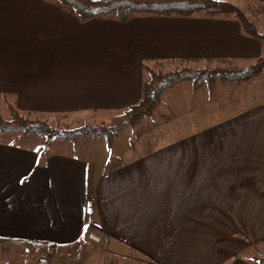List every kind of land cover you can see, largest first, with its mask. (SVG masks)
I'll return each mask as SVG.
<instances>
[{
	"label": "crops",
	"instance_id": "crops-1",
	"mask_svg": "<svg viewBox=\"0 0 264 264\" xmlns=\"http://www.w3.org/2000/svg\"><path fill=\"white\" fill-rule=\"evenodd\" d=\"M232 1L258 27L264 0ZM64 8L53 0H0V33L63 50L58 59H19L4 56L0 40V97L31 116L56 115L60 125L104 124L138 102L144 63L160 72L168 64L239 68L264 56V39L229 16L81 22ZM189 83L167 89L153 114L116 133L111 146L103 136L81 138L74 152L44 155L31 135L0 134V245L20 242L56 254L97 230L118 261L258 264L252 258L264 256V71L247 81L219 80L212 94ZM16 256L34 264L29 251Z\"/></svg>",
	"mask_w": 264,
	"mask_h": 264
},
{
	"label": "trees",
	"instance_id": "trees-1",
	"mask_svg": "<svg viewBox=\"0 0 264 264\" xmlns=\"http://www.w3.org/2000/svg\"><path fill=\"white\" fill-rule=\"evenodd\" d=\"M64 7L71 8L81 22L115 15L121 22H128L136 14L152 16L191 17L199 12L209 16H229L237 19L245 33L264 39L254 22L245 11L231 0H58ZM147 78L143 82L141 99L129 105L122 112L99 125H82L75 128L55 126L48 119L33 118L31 114L21 112L9 99L6 106L10 116L6 118L0 108V134L20 132L25 135L47 137L49 143L54 140L75 142L81 138L103 136L107 145L114 142L116 133L137 126L145 117L152 115L160 103L164 92L181 83L190 81L194 89L207 86L212 94L219 80L242 82L264 71V56L247 66L239 68L181 67L167 72H160L143 64ZM47 147L43 149L46 155ZM85 233V232H84ZM86 234V233H85ZM90 235V234H89ZM99 235V234H98ZM86 236V235H85ZM104 240V234L99 235ZM241 257L240 255H237ZM258 264L264 263V256L252 258Z\"/></svg>",
	"mask_w": 264,
	"mask_h": 264
},
{
	"label": "rangeland",
	"instance_id": "rangeland-1",
	"mask_svg": "<svg viewBox=\"0 0 264 264\" xmlns=\"http://www.w3.org/2000/svg\"><path fill=\"white\" fill-rule=\"evenodd\" d=\"M54 2H58L57 0H53ZM232 1V0H231ZM233 2V1H232ZM235 3V2H234ZM238 5V4H237ZM69 11H72L69 7H66ZM247 16L253 21V19L249 16V14L245 11ZM114 16V15H112ZM254 22V21H253ZM258 25L257 29L259 31H264V15L260 16L258 20H256ZM256 25V24H255ZM1 36V48L4 50L3 55L11 57L12 54H16L19 59H35L37 61H41L39 59H58L63 57V50L58 49L53 45H49L48 42L41 43V39H36L33 41L29 37H19L17 34H12L10 32L4 31L0 33ZM180 66V65H179ZM165 69L162 71L174 70L176 68H180L175 66L174 64H168ZM191 85V83L187 84ZM0 108L2 109L3 115L8 118L10 116V111L3 98L0 97ZM31 117L33 118H49L50 122L55 126L65 127V128H75L78 126H82L83 124H88L87 122H91L92 124H97L96 121L90 120H75L66 122L64 125H60L57 121H55L56 115H47V114H33ZM17 134H13L11 137L16 136ZM104 138V137H103ZM35 146L39 149H44L47 147V151L51 150H60L64 152H74V143L69 141H62L58 139H54L49 143V139L47 137H41L36 135L28 136V138ZM92 202L88 200V213L92 215ZM91 230L87 231L86 236L84 235L80 242L60 248L59 252L56 254L53 252L54 249H50V253H47V249L43 247H34L32 244L20 243V242H12V243H4L0 245V264L2 262H7L8 264H13L14 262H18L20 264V259L16 255H18L21 251H29V255L33 260L34 256V264H38L39 256L45 254L50 257V264H107V263H117V264H147L146 262L139 260L140 258L131 257L130 259H119L112 255V248L107 245V241L101 240V242L95 241L90 237ZM90 232V233H89ZM95 234L102 235L101 231H95ZM104 239V237H103ZM6 249V250H5ZM54 254V256H53ZM242 255V254H241ZM53 256V257H52ZM246 256V255H244ZM29 258V260L31 259Z\"/></svg>",
	"mask_w": 264,
	"mask_h": 264
},
{
	"label": "built area",
	"instance_id": "built-area-1",
	"mask_svg": "<svg viewBox=\"0 0 264 264\" xmlns=\"http://www.w3.org/2000/svg\"><path fill=\"white\" fill-rule=\"evenodd\" d=\"M90 237L93 238L97 242H101V237L98 234L95 233H90ZM39 263L38 264H50V259L48 257H40L39 258ZM107 264H117V263H107Z\"/></svg>",
	"mask_w": 264,
	"mask_h": 264
}]
</instances>
